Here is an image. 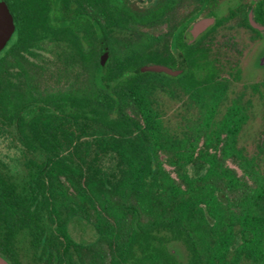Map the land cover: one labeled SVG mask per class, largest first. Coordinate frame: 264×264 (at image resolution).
<instances>
[{
	"label": "trees",
	"instance_id": "1",
	"mask_svg": "<svg viewBox=\"0 0 264 264\" xmlns=\"http://www.w3.org/2000/svg\"><path fill=\"white\" fill-rule=\"evenodd\" d=\"M5 1L15 29L0 51V142L18 157L0 154V255L11 264H264V72L233 91L237 56L215 58L180 30L181 60L166 56L165 35L152 33L165 14L118 0ZM263 3L254 9L262 24ZM146 63L178 73L138 71ZM161 92L186 103L174 126ZM248 92L263 107L253 150L239 144ZM72 219L94 238L75 239Z\"/></svg>",
	"mask_w": 264,
	"mask_h": 264
},
{
	"label": "flooded vegetation",
	"instance_id": "2",
	"mask_svg": "<svg viewBox=\"0 0 264 264\" xmlns=\"http://www.w3.org/2000/svg\"><path fill=\"white\" fill-rule=\"evenodd\" d=\"M258 0H118L120 7L127 11L148 10L155 13H164V22L156 25L153 34L159 37L163 33L166 37V56L177 61L182 58V49L176 46L179 43L178 30L185 42H194L199 39V46H210L211 55L220 60H235L239 58L240 49L236 47V31L243 30L248 34L250 41L264 42V31L260 32L251 26L248 11L251 10L253 19L260 23L254 15L255 4ZM261 11L264 12V3ZM194 14L193 16H191ZM187 16L191 20L187 21ZM201 19L211 20L200 32H191L194 22ZM264 25V24H263ZM260 32L259 39L252 40L251 30ZM12 37V36H11ZM263 58L258 59L261 64ZM166 65V64H164ZM170 67V66H169ZM172 68V67H171ZM235 81H232L234 83Z\"/></svg>",
	"mask_w": 264,
	"mask_h": 264
},
{
	"label": "rangeland",
	"instance_id": "3",
	"mask_svg": "<svg viewBox=\"0 0 264 264\" xmlns=\"http://www.w3.org/2000/svg\"><path fill=\"white\" fill-rule=\"evenodd\" d=\"M236 43L237 49L241 51L239 56L241 74L240 79L231 85L233 91L242 89L243 84L249 85L250 83L259 81L264 72V60L261 64H258L259 58L264 59V42L250 41L248 34L240 29L236 31ZM248 91L251 92L250 89ZM250 92H248L252 101L250 118L239 135V144L244 145L248 150H253L262 129L263 107L258 94ZM182 99L178 94L170 95L163 92L158 94V101L164 110V118L171 126L179 123L185 115L184 106L186 103ZM0 154H7L8 159L12 158L11 161L13 162H16L15 157H18V154L13 150H7L5 142H0ZM12 168L19 171L21 165L15 164ZM69 231L75 239L90 241L94 238L93 229L83 221L72 219L69 222ZM175 249L177 256L181 258L183 255L182 248L176 247Z\"/></svg>",
	"mask_w": 264,
	"mask_h": 264
},
{
	"label": "water",
	"instance_id": "4",
	"mask_svg": "<svg viewBox=\"0 0 264 264\" xmlns=\"http://www.w3.org/2000/svg\"><path fill=\"white\" fill-rule=\"evenodd\" d=\"M249 21L252 27L257 28L259 31H264V25L257 23L253 19L251 10L248 11ZM211 20L201 19L194 22L191 26V32L194 34L203 30ZM15 29L13 16L9 10V7L5 0H0V51L6 46L7 42L11 38ZM108 46L104 39H100V55L105 57L108 54ZM138 71H152V72H164L169 75H176L177 70L160 63H146L138 68ZM0 264H11L7 259L0 255Z\"/></svg>",
	"mask_w": 264,
	"mask_h": 264
}]
</instances>
